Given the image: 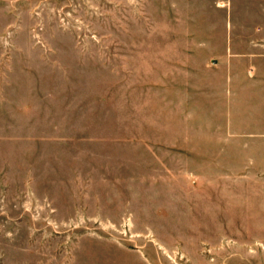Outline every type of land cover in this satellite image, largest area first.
<instances>
[{
	"label": "rangeland",
	"instance_id": "obj_1",
	"mask_svg": "<svg viewBox=\"0 0 264 264\" xmlns=\"http://www.w3.org/2000/svg\"><path fill=\"white\" fill-rule=\"evenodd\" d=\"M0 264H264V0H0Z\"/></svg>",
	"mask_w": 264,
	"mask_h": 264
}]
</instances>
